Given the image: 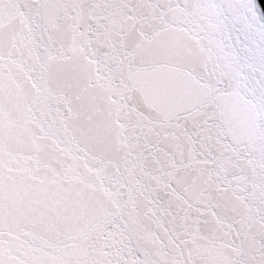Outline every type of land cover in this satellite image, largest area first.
Masks as SVG:
<instances>
[{
    "label": "snow or ice",
    "instance_id": "snow-or-ice-1",
    "mask_svg": "<svg viewBox=\"0 0 264 264\" xmlns=\"http://www.w3.org/2000/svg\"><path fill=\"white\" fill-rule=\"evenodd\" d=\"M0 264H264L260 0H0Z\"/></svg>",
    "mask_w": 264,
    "mask_h": 264
},
{
    "label": "water",
    "instance_id": "water-1",
    "mask_svg": "<svg viewBox=\"0 0 264 264\" xmlns=\"http://www.w3.org/2000/svg\"><path fill=\"white\" fill-rule=\"evenodd\" d=\"M262 6H264V0H260Z\"/></svg>",
    "mask_w": 264,
    "mask_h": 264
}]
</instances>
